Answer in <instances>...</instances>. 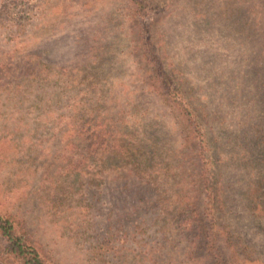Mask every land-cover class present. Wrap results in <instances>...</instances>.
I'll list each match as a JSON object with an SVG mask.
<instances>
[{
	"label": "rangeland",
	"instance_id": "374dc122",
	"mask_svg": "<svg viewBox=\"0 0 264 264\" xmlns=\"http://www.w3.org/2000/svg\"><path fill=\"white\" fill-rule=\"evenodd\" d=\"M0 212L47 264H264V0H0Z\"/></svg>",
	"mask_w": 264,
	"mask_h": 264
},
{
	"label": "trees",
	"instance_id": "16d2710c",
	"mask_svg": "<svg viewBox=\"0 0 264 264\" xmlns=\"http://www.w3.org/2000/svg\"><path fill=\"white\" fill-rule=\"evenodd\" d=\"M159 72L161 73L159 75L162 77V83H164L166 87H169L168 85L171 82L170 78L162 70H159ZM166 97L175 98V96L172 95L169 90L168 94L164 95V98ZM176 104L178 105L177 107L182 109L184 108V106H181L183 104L182 102H177ZM193 121L194 119L191 120V123L195 124V122L193 123ZM200 131L201 130L199 128H196V132L189 131L188 133L190 138L189 140L199 139L197 146L199 145L198 149L200 148L201 151L202 149H205L206 146L204 136L200 133ZM195 133L197 134L194 136ZM0 236L3 237L8 243L10 252L14 254L18 259H20L23 264H47V258L42 252H40L33 244L28 241L27 236L26 234H24V231L21 227V224L18 222L15 216L2 214L0 212ZM215 264L226 263L224 262V260H221V258H218Z\"/></svg>",
	"mask_w": 264,
	"mask_h": 264
}]
</instances>
